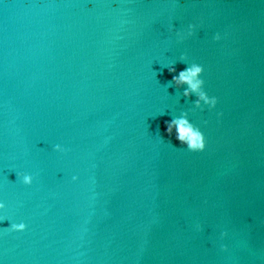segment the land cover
Listing matches in <instances>:
<instances>
[{
	"label": "water",
	"instance_id": "water-1",
	"mask_svg": "<svg viewBox=\"0 0 264 264\" xmlns=\"http://www.w3.org/2000/svg\"><path fill=\"white\" fill-rule=\"evenodd\" d=\"M181 54L214 109L170 83ZM0 198L28 225L0 264H264V0H0Z\"/></svg>",
	"mask_w": 264,
	"mask_h": 264
},
{
	"label": "clouds",
	"instance_id": "clouds-1",
	"mask_svg": "<svg viewBox=\"0 0 264 264\" xmlns=\"http://www.w3.org/2000/svg\"><path fill=\"white\" fill-rule=\"evenodd\" d=\"M91 6V5H89ZM198 25L196 23H189L187 27L183 30L177 29L176 36L179 40H183L188 36H192ZM223 38L222 33L216 32L212 39L215 41H220ZM177 61L185 63L187 66L182 70H177L175 67ZM166 67L169 73H172L170 83H174L177 87H183V95L189 97L195 95L196 99L193 101L194 108L204 109L207 107L209 110L214 109L218 104V97L215 95H209L205 90V80L203 78V73L205 71L204 66L197 62H188V58L185 54H181L176 60H172L164 65L162 68ZM217 115H222L217 113ZM165 132L169 137H174L176 141L184 145L190 151L193 152H203L207 148V139L201 128L189 119L188 111H181L178 115L173 116L170 120L165 122ZM204 123H207L205 121ZM171 143V140L168 141ZM53 150L58 153H63L66 148L60 144L56 143L52 146ZM17 179L24 185H31L34 180L32 173L27 171L16 172ZM73 180L78 179L77 176L72 177ZM8 204L3 198H0V224L3 221H9V225L3 227L8 231L13 232H23L27 230L28 225L24 221L15 222L10 221L8 217L4 214L7 209ZM194 228L197 232L204 231V225L200 222L194 224ZM229 233L227 229H222L219 232V239L223 241L228 237ZM221 251H228V245L226 243H220Z\"/></svg>",
	"mask_w": 264,
	"mask_h": 264
}]
</instances>
